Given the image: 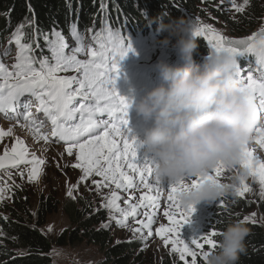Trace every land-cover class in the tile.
<instances>
[{"label": "snow or ice", "instance_id": "6c2138e0", "mask_svg": "<svg viewBox=\"0 0 264 264\" xmlns=\"http://www.w3.org/2000/svg\"><path fill=\"white\" fill-rule=\"evenodd\" d=\"M247 3L248 0H244L243 5H238L235 0H232V7L237 12H243L244 5ZM102 32L107 33L106 42H104L105 37ZM102 32L94 35L93 39L97 40L99 48H90L87 52L89 58L86 60L78 59L76 55L83 51L81 43L83 38L75 25L72 26L71 34L77 42V47L70 55L65 52L68 45L61 34L54 32L57 39L50 42L54 63H50L47 58H44L39 60L37 66L35 58L29 55L30 45L21 42L22 38L18 29L16 33H13V40L19 49L16 62L11 69L0 62V113H16L18 119L22 116L25 121L30 122V125L35 126V132L40 133V127L37 126V121L30 111L32 99L24 101L22 113L17 108L21 97L28 94L35 98L37 112H43L51 121V136L66 142L65 150L68 155H72L73 150H76L77 163L74 167L82 169L81 180H85L95 173L103 178L102 181H94L98 187L107 186L105 182H110L115 184L117 189L132 188L135 186L134 176L129 175L124 167L138 175L140 183L147 189L141 194L138 203H130L127 209H120L117 204L119 196L117 192L113 191L105 205V207L115 208L121 212V218L113 217L121 226H126L128 217L138 215L139 207L155 209L162 189L166 188L169 204L164 215L169 223L160 225L156 229L157 234L163 238L165 246L171 245L173 253H179V259L184 264H198V257H202L205 261L210 251L217 247L214 237L220 233L213 228L211 232L191 239L190 243L181 239V228L185 224L191 223L195 207L184 209L179 203L178 193L189 187H197L208 180L220 182L219 177L226 166L223 161H218L207 173L190 178V183L186 182L187 179H181L165 186L154 173L153 163L147 158L143 161L138 159L137 140L134 136L129 135L131 130L128 128L130 101L121 95L116 87V80L120 74L119 62L133 49L129 40L125 43V38L117 37L111 29H104ZM193 35L203 37L212 48L218 51L226 49L235 56L255 53L258 57V64L264 65V27L251 36L230 39L210 25L197 24L193 27ZM7 53L8 49H5L3 55H7ZM70 69L75 70L79 76L59 75V73L67 72ZM235 74L238 76L237 72ZM74 84L78 85L75 89H73ZM242 85L250 101L254 103L257 99L259 100V118L253 126L251 136L254 134L256 143L264 148V81L255 79L249 70L246 81H243ZM77 97L82 98V102L74 108L72 104ZM77 113L80 117L79 122L71 123ZM105 113L109 119L100 120L98 117ZM11 134V128L8 130L0 128V139ZM41 138L47 140L48 135L41 133ZM27 156L26 146L23 141L17 138L12 148L5 149L3 155H0V169L8 166L17 167L21 163H31L33 167L28 179L36 180L39 176V166L44 161L34 155L31 161H28ZM237 164L258 178L261 194L264 195V162L258 161L253 150L248 147V141L240 148ZM21 175L23 176V173ZM153 175L155 183L150 182L149 179ZM240 184L241 187H237L235 191L238 196L242 197L249 188L243 178H241ZM6 188L7 185L0 186V200L4 199ZM153 192L156 195H152ZM69 195H71V190ZM218 203H222V199ZM144 215L147 219L137 220L136 223L139 227L133 229L135 233H141L142 239H144V229L148 230V236L152 235L154 212H145ZM249 219L248 216L244 217L245 221ZM190 244L194 245L195 249L190 247ZM206 245L210 249L209 251L204 250Z\"/></svg>", "mask_w": 264, "mask_h": 264}, {"label": "trees", "instance_id": "16d2710c", "mask_svg": "<svg viewBox=\"0 0 264 264\" xmlns=\"http://www.w3.org/2000/svg\"><path fill=\"white\" fill-rule=\"evenodd\" d=\"M201 4V0H0V43L22 28L24 41L31 47L30 54L35 52L40 58H51L50 42L57 39L53 33L70 38L75 25L80 34L88 37L89 32L111 29L117 37L123 36L125 43L129 40L132 48L140 45L147 49L145 55L153 58L152 45H163L161 41L167 36L172 49L177 39L169 30L158 31L157 21L168 23L178 17L187 21V15L196 13ZM263 7L264 0H250L239 21L228 22L231 33L241 37L247 31H256ZM196 44L192 60L202 63L203 56L208 54L207 42L197 38ZM168 54L173 52L170 50ZM102 188L101 185L96 191L80 190L75 197L65 200L43 196L33 209L29 199H18L0 211V264H54L51 257L54 245L42 227L60 207L69 220V227L61 232L55 244L74 246L86 242L98 246L109 264H149L144 253L137 252L142 248L140 241L131 238L114 241L109 227L110 212L101 206ZM225 196L223 210L215 208L214 216L207 223L218 233L229 224L241 221L239 210L251 209L235 193L228 191ZM244 223L249 231L238 264H264V227ZM214 239L219 243L221 235ZM162 264L174 263L164 259Z\"/></svg>", "mask_w": 264, "mask_h": 264}, {"label": "rangeland", "instance_id": "374dc122", "mask_svg": "<svg viewBox=\"0 0 264 264\" xmlns=\"http://www.w3.org/2000/svg\"><path fill=\"white\" fill-rule=\"evenodd\" d=\"M238 5H243L244 0H235ZM201 7L198 8L196 13L187 15V22L193 30V27L197 24L210 25L214 29H216L220 34L225 37H237V35L232 34L230 30L229 21H239L240 15L248 9L250 0L248 3L244 5L243 12H237L232 7V0H208L205 2L201 0ZM264 8V7H263ZM221 17H219V16ZM224 17V18H223ZM259 27L257 30L259 31L262 27H264V9L261 12V16L257 19ZM19 29V34L21 35V42L24 41V30L22 28ZM256 30V31H257ZM18 31V30H17ZM16 31V32H17ZM254 32H245L240 35L241 37L251 36ZM13 32V33H16ZM13 33L8 37L3 38V42L0 43V62L4 63L6 66L11 69L12 65L16 62V56L18 54V46L13 40ZM199 37H196V39ZM203 38V37H200ZM67 43L68 47L65 49L66 54H72L73 49L77 47V44L74 42H68L67 39L63 38ZM89 40V38H87ZM86 40V41H87ZM207 41V40H206ZM86 44V43H84ZM209 44V43H208ZM209 48L211 49V45L209 44ZM8 49L7 55H3L4 50ZM170 50L169 45H162L160 47L152 49V52L159 53V59H161V55ZM176 51L174 59H177L180 53L177 49H173ZM29 55L30 52H29ZM77 58L81 60L88 59L87 48L83 47V51L80 53H76ZM258 61V57L255 53H244L242 55L238 54L237 58V69L239 81L242 83L246 81L247 75L249 73L250 63L248 62L250 58ZM50 63H54L51 58H47ZM37 62H39V58H35ZM184 62V61H183ZM130 66V69L135 71L140 77L145 78L143 73H138L136 66H139L142 69H148L152 67L153 64H144L138 63L136 61H128L125 63H119V67L123 65ZM264 65H261V69L259 73L253 75L255 79L258 81H264V74L262 73V69ZM59 75L65 76H79V74L75 70H68L67 72H61ZM119 79V77H118ZM117 79V80H118ZM262 79V80H261ZM116 80V81H117ZM78 87L77 84L73 85V89ZM117 87V85H116ZM118 89V87H117ZM27 99H32V105L35 103V98L30 97L26 94L24 97H21L18 102L17 108L19 112H23V103ZM257 109L259 110V100L257 99L255 102ZM12 123L14 124V128L12 129V134L9 136H5L0 139V155H3L5 149L10 150L13 144L16 142L17 138L19 140H24L23 143L26 142V149L28 152L27 160L31 161L32 156L41 159L44 161L42 165L39 166V176L36 180L30 181L28 179L29 173L33 165L31 163H21L19 166L6 169L0 171V186L7 185L4 199L0 200V211L6 209L10 206L15 200H30V209L36 208L41 197L47 198L50 196H57L60 200H65L69 198H73L77 195L80 190H97V184L94 181H102L103 178L99 175L93 173L85 180H81L80 178L83 176V171L80 168L74 167L77 163L76 159V150H73L72 155H68L66 152V147L61 144L48 143L42 140L35 132L26 128L25 124L22 123L21 118H17L16 113L9 112L8 114L0 113V128L4 130H8V128L3 127L4 123ZM6 126V125H5ZM6 128V129H5ZM26 128V129H25ZM20 129L22 132L20 135L16 134V130ZM16 134V135H15ZM36 144L37 150L31 149L30 145ZM47 146L48 149L41 148ZM248 147L253 150L255 157L258 158V161L264 162V148H261L254 138V135L248 141ZM49 159L50 165H47V161ZM124 164L123 161H121ZM124 170L129 173V175L134 176V184L135 187L132 188H119L117 189L115 184L110 182H105L107 186H103L101 192V206L107 209L110 212L109 215V227L112 228V232L114 234V241L118 242L121 239H136L140 241L142 248L137 252L144 253L146 260L149 264H162L164 259H167L169 263L177 264L183 261L179 259V253H173L171 250V245L165 246L163 238H161L156 229L160 227L162 224H168L169 221L167 217L164 215V210H168L169 201L167 200V189H162V194L158 199V207L155 209H150L149 207L141 206L137 209L138 215L135 217H128L126 226H121L116 222L114 218H121V212L115 208H108L105 205L108 202V199L111 197V193L113 191L117 192L119 199L117 200V204L120 209H127L130 203H138L139 198L142 193L146 192L147 189L143 187V185L138 180L139 176L132 173L129 169L124 167ZM23 173V176L21 175ZM195 178V177H194ZM243 178L244 183L248 186L249 190L245 192L244 196H238L236 194L235 189L237 187H241L240 180ZM150 182L155 183V176L150 177ZM220 182L227 185H234V189H230L229 192L235 193L240 199L246 200V202L251 205V209L248 211L239 210V217L241 221L256 223L264 227V195L261 194V185L258 181V178L254 177L249 173L247 169L243 166L237 164L233 168L226 167L221 176L219 177ZM187 183H190L191 180L187 179ZM162 183L165 186H168L170 183L167 178H165ZM71 190V195H69V191ZM152 195H156L155 192L151 193ZM226 195V194H225ZM220 197L217 201L212 203L201 202L195 205V211L191 217V223L185 224L180 231L181 239H184L185 242L190 243V238L187 234H190L196 224L204 217V222L200 225V230L196 233L195 237L200 236L203 232H211V230H205L206 224L209 218H212L213 210L216 208V211L224 208V203L226 202V196ZM222 203H218L221 201ZM183 207V206H182ZM186 209V207H183ZM153 213V224H152V235L148 236V230H143V237L141 238V233H135L133 229L139 227L136 223L137 220H146L144 213ZM254 214V215H253ZM248 216L250 219L248 221L244 220V217ZM114 217V218H113ZM217 219V218H216ZM254 221V222H253ZM69 227V220L66 215L63 213L62 208L52 215L49 216L47 223L42 227V232L47 235V237L53 243V250L51 251V257L53 259L54 264H109L107 258L105 257L103 251H101L98 246L90 245L86 242L77 245H65L59 246L55 244L57 237L63 232L64 229ZM198 228V226H197ZM187 234H186V233ZM194 237V238H195ZM190 247L195 249L194 245L190 244ZM205 251H209L208 246H205ZM199 252V250H197ZM198 264H205L202 257H198Z\"/></svg>", "mask_w": 264, "mask_h": 264}, {"label": "clouds", "instance_id": "9594fccd", "mask_svg": "<svg viewBox=\"0 0 264 264\" xmlns=\"http://www.w3.org/2000/svg\"><path fill=\"white\" fill-rule=\"evenodd\" d=\"M157 30L177 36L173 47L184 62L158 61L163 82L134 103L139 114L152 120L143 138L137 140L138 149L149 157L156 176L170 183L207 173L218 161L235 167L240 148L251 138L259 118L256 105L235 74L236 56L226 49L211 48L202 63H195L196 36L183 17L168 23L158 20ZM169 43L167 36L161 41L165 46ZM230 189L234 185L208 180L178 193V200L186 208L212 203ZM248 231L242 221L229 224L205 264H238Z\"/></svg>", "mask_w": 264, "mask_h": 264}, {"label": "bare ground", "instance_id": "6f19581e", "mask_svg": "<svg viewBox=\"0 0 264 264\" xmlns=\"http://www.w3.org/2000/svg\"><path fill=\"white\" fill-rule=\"evenodd\" d=\"M6 125V126H5ZM3 127H6V128H14V124H12V123H7V122H5L4 123V126ZM5 128V129H6ZM22 131L20 130V129H17L16 130V134L17 135H20V133H21ZM15 134V135H16ZM21 141H24V140H21ZM25 146H26V142H25V144H24ZM43 147H41V148H44V149H48L47 148V146H44V145H42ZM30 148L31 149H35V150H37V146H36V144H34V145H30ZM137 154H138V158H141L142 159V161L145 159V158H149L146 154H145V152H143V149H138L137 150ZM51 164V162L49 163V159H48V161H47V165H50ZM199 227V226H198ZM195 228V227H194ZM197 228V227H196Z\"/></svg>", "mask_w": 264, "mask_h": 264}, {"label": "water", "instance_id": "95a60500", "mask_svg": "<svg viewBox=\"0 0 264 264\" xmlns=\"http://www.w3.org/2000/svg\"><path fill=\"white\" fill-rule=\"evenodd\" d=\"M239 39H241V38H239Z\"/></svg>", "mask_w": 264, "mask_h": 264}]
</instances>
